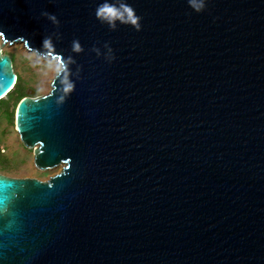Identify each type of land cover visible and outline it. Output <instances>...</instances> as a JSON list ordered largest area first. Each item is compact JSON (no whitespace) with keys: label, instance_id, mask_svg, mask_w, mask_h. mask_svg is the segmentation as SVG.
<instances>
[{"label":"water","instance_id":"95a60500","mask_svg":"<svg viewBox=\"0 0 264 264\" xmlns=\"http://www.w3.org/2000/svg\"><path fill=\"white\" fill-rule=\"evenodd\" d=\"M101 2L0 0V101L2 49L58 65L14 130L60 169L0 176V264H264V0H126L140 31Z\"/></svg>","mask_w":264,"mask_h":264},{"label":"rangeland","instance_id":"374dc122","mask_svg":"<svg viewBox=\"0 0 264 264\" xmlns=\"http://www.w3.org/2000/svg\"><path fill=\"white\" fill-rule=\"evenodd\" d=\"M1 52L11 60L13 74L19 85L17 89L19 95L23 94L26 98L33 99L49 92V83L59 68L57 64L37 58L27 53L21 46L4 48ZM17 96L10 102H7L6 98L3 99L5 103L0 106V176L46 182L57 175L60 169L42 173L33 167L32 152L21 146L14 130Z\"/></svg>","mask_w":264,"mask_h":264},{"label":"clouds","instance_id":"9594fccd","mask_svg":"<svg viewBox=\"0 0 264 264\" xmlns=\"http://www.w3.org/2000/svg\"><path fill=\"white\" fill-rule=\"evenodd\" d=\"M189 4L196 12L204 11L206 7L205 0H189ZM41 15L46 17L53 24L57 26L59 25V20L54 14L45 11L42 12ZM95 16L101 23H106L109 29L113 31L117 29V22L123 25H131L137 31L142 29V18L136 14L135 10L126 2V0H102V2L96 7ZM49 41L50 38L45 37L42 43L47 44ZM104 47L108 49V58L110 60L114 59L115 57L112 55V48L109 44L105 43ZM73 50L76 52L83 51L78 41H73ZM93 50L99 55V49Z\"/></svg>","mask_w":264,"mask_h":264},{"label":"trees","instance_id":"16d2710c","mask_svg":"<svg viewBox=\"0 0 264 264\" xmlns=\"http://www.w3.org/2000/svg\"><path fill=\"white\" fill-rule=\"evenodd\" d=\"M18 84V81H17V79H16V82H15V85H14V87H13V89H12V93L10 92L7 96H6V99H7V102H10V101H12L13 99H14V97L15 96H17L16 97V99H15V102L17 103V105L19 104V102L22 100V99H24V98H26L25 96H23V94H18L17 93V89H18V86L19 85H17ZM4 103L5 102H3V101H0V106H2V105H4Z\"/></svg>","mask_w":264,"mask_h":264},{"label":"bare ground","instance_id":"6f19581e","mask_svg":"<svg viewBox=\"0 0 264 264\" xmlns=\"http://www.w3.org/2000/svg\"><path fill=\"white\" fill-rule=\"evenodd\" d=\"M49 85H50V83H49Z\"/></svg>","mask_w":264,"mask_h":264}]
</instances>
